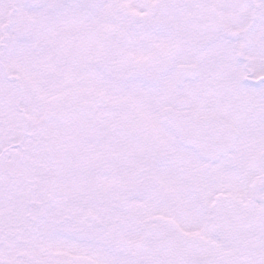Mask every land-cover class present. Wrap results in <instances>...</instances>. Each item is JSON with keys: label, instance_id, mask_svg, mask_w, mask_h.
Instances as JSON below:
<instances>
[{"label": "snow or ice", "instance_id": "snow-or-ice-1", "mask_svg": "<svg viewBox=\"0 0 264 264\" xmlns=\"http://www.w3.org/2000/svg\"><path fill=\"white\" fill-rule=\"evenodd\" d=\"M0 264H264V0H0Z\"/></svg>", "mask_w": 264, "mask_h": 264}]
</instances>
